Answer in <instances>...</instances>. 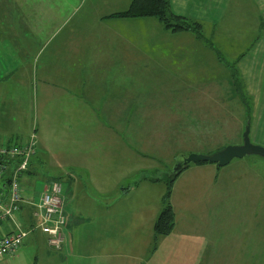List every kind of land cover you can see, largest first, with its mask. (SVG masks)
<instances>
[{
  "label": "rangeland",
  "instance_id": "obj_1",
  "mask_svg": "<svg viewBox=\"0 0 264 264\" xmlns=\"http://www.w3.org/2000/svg\"><path fill=\"white\" fill-rule=\"evenodd\" d=\"M52 3L62 13L67 4V17L73 13L67 25L84 9H79V0ZM148 19L161 25L154 17L143 21ZM140 28L145 26H133L132 33L140 34ZM148 33L158 37L153 25ZM199 43L175 41L172 56L148 55L140 66L113 76L116 84L124 85L120 98L129 123L123 141L134 153L133 170H120L126 158L120 160L114 151L119 147L108 129L88 136L79 152L71 149L75 147L70 138L69 144L63 136H46L45 152L55 163L45 167L33 160L29 184L39 191L53 178L60 183L66 240L55 249L37 237L24 236L18 248L22 258L37 264H264V158L256 154L233 158L223 166L205 162L183 168L169 196L175 228L158 238V252L157 243L151 250L150 230L166 189L164 178L176 158L239 144L245 125L249 141L264 147V74L256 76L259 89L254 92L259 95L251 110L252 98L235 72L227 88L223 60L208 57L209 51L200 57ZM24 111L28 112L25 105ZM92 179L95 189L90 187ZM111 212L117 215L113 221L118 230L129 226L134 216L143 221L146 243L130 227L129 234L97 228V220H107ZM62 258L67 260L61 262Z\"/></svg>",
  "mask_w": 264,
  "mask_h": 264
},
{
  "label": "crops",
  "instance_id": "obj_2",
  "mask_svg": "<svg viewBox=\"0 0 264 264\" xmlns=\"http://www.w3.org/2000/svg\"><path fill=\"white\" fill-rule=\"evenodd\" d=\"M87 2L79 0V9L82 6L84 9L78 20L67 25L73 15L67 17V4L62 13L52 0L0 1V143H17L30 132L36 137V150L29 159L28 170L20 176L23 186L30 188L33 160L45 167L55 163L45 152L47 135L72 139L75 148L71 149L79 152L87 145L88 136L108 129L113 134L115 146L119 147L114 151L119 153L120 160L126 158L119 164L120 170H133L130 164L134 161V153L123 141L129 123L120 98L122 90L125 91L124 85L116 84L112 78L140 66L148 55L161 59L172 56L175 41L183 40L192 45L200 42V57L204 58L209 51L208 57L214 55L216 61L223 60L222 76L227 88L232 82L231 68L246 96L249 100L252 98L251 110L256 104L254 100L259 95L254 92L256 76L264 74V0H168L171 12L200 23L202 38L188 31L169 32L153 18L143 21L145 17L109 16L125 9L130 0ZM137 25L145 28L139 29L140 34H133L132 27ZM150 25L154 26L158 37L149 35ZM24 105L28 107L26 114ZM115 105L121 106L118 109ZM129 107L130 116L132 105ZM117 137L120 139L116 140ZM91 182L93 187H90L95 189L96 179ZM42 188L34 190L35 195ZM172 208L174 224L171 230H174L176 214ZM115 216L116 213L111 212L107 220H97L96 227L107 228L109 234H129L130 227L131 232H139L141 243H146L147 228L143 221L134 216L129 226L118 230L113 221ZM16 218L21 227L28 230L25 237H37L47 244L45 235L34 226L36 218L32 216V206L21 205ZM11 229L9 221L0 222V236ZM65 236L63 234L64 240ZM158 238L157 248L155 245L151 249L156 248L157 252ZM18 248L19 245L1 257L0 264H37L36 260L22 258ZM66 260L62 258L61 262Z\"/></svg>",
  "mask_w": 264,
  "mask_h": 264
},
{
  "label": "built area",
  "instance_id": "obj_3",
  "mask_svg": "<svg viewBox=\"0 0 264 264\" xmlns=\"http://www.w3.org/2000/svg\"><path fill=\"white\" fill-rule=\"evenodd\" d=\"M35 150L34 132L17 143H0V222L5 220L12 225L9 232L0 236V258L14 251L28 231L16 218L23 204L32 206V216L36 218L34 226L45 235L49 246L58 249L63 241L60 183L53 180L35 195L33 189L20 182Z\"/></svg>",
  "mask_w": 264,
  "mask_h": 264
},
{
  "label": "trees",
  "instance_id": "obj_4",
  "mask_svg": "<svg viewBox=\"0 0 264 264\" xmlns=\"http://www.w3.org/2000/svg\"><path fill=\"white\" fill-rule=\"evenodd\" d=\"M109 16L125 18L154 17L161 24L162 28L169 32L188 31L195 37L202 38L200 23L171 12L168 0H130L125 9L113 12L109 14ZM233 73L234 70L232 71L230 68L229 76L232 82V77H234ZM27 170L25 172H27ZM180 171L177 173L167 174L164 178L166 189L161 197V207L152 223V249L155 246L156 239L159 236L168 234L173 227L174 212L171 203L169 202V196L171 193L172 183ZM139 264L146 263L141 262Z\"/></svg>",
  "mask_w": 264,
  "mask_h": 264
},
{
  "label": "water",
  "instance_id": "obj_5",
  "mask_svg": "<svg viewBox=\"0 0 264 264\" xmlns=\"http://www.w3.org/2000/svg\"><path fill=\"white\" fill-rule=\"evenodd\" d=\"M248 127L244 126V129L241 133V142L234 145H225L224 147L209 153V154H199V153H189L185 156H181L175 159V164L172 165V168L168 174L177 173L190 163H214L218 166H223L227 164L233 158H240L247 154H256L264 158V147L253 144L249 141L248 136Z\"/></svg>",
  "mask_w": 264,
  "mask_h": 264
}]
</instances>
